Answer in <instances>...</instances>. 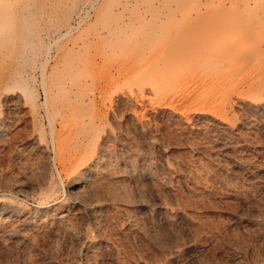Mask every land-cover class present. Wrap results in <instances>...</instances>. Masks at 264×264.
<instances>
[{"label": "rangeland", "instance_id": "rangeland-1", "mask_svg": "<svg viewBox=\"0 0 264 264\" xmlns=\"http://www.w3.org/2000/svg\"><path fill=\"white\" fill-rule=\"evenodd\" d=\"M125 1L0 0V27L17 29L0 41V76L10 74L23 93L0 132V198L26 211L57 204L66 213L62 222L45 219L22 249L0 242V264H264V113L237 106L240 76L227 74L203 89L187 88L181 78L136 74L140 66L187 63L174 42L183 43L194 22L167 18L166 10L191 17L206 10L207 0ZM71 82L79 96H98L107 115L96 131L107 145L117 147L111 134L119 129V142L139 146L153 171L138 182L119 180L128 192L122 204L92 174L103 202L94 213L83 209L88 193L71 188L51 144L59 120L48 109L71 93ZM121 89L143 106L114 101ZM150 107L156 111L143 127L125 114ZM202 108L215 117H198ZM245 113L256 124L243 120ZM34 139L49 151L34 150ZM49 184L56 192L42 200L38 193ZM139 200L149 208L136 207ZM21 216L0 224V233Z\"/></svg>", "mask_w": 264, "mask_h": 264}, {"label": "bare ground", "instance_id": "bare-ground-1", "mask_svg": "<svg viewBox=\"0 0 264 264\" xmlns=\"http://www.w3.org/2000/svg\"><path fill=\"white\" fill-rule=\"evenodd\" d=\"M141 1L145 0H126L122 5L126 6L129 2L139 4ZM148 1L153 2V0ZM209 1H206L205 11H199L191 17H187L182 10H179L178 16L177 14L171 16L175 10L172 8L166 10L167 18H176L175 20L184 24H187L189 19L194 22L195 28L187 34L184 42L181 44L174 42L176 50L182 51L187 63L174 66L159 64L140 66L136 74L141 78L164 76L162 80L166 81L181 78L182 82L188 85L187 88L194 86L203 89L220 77L230 73L238 74L243 88L236 101L237 106L245 109L246 112L255 111L257 115L262 114L264 113V0H230L228 5L219 0L213 4L214 6H211ZM231 7L235 10L229 11L228 8ZM16 35L15 26L0 27V41ZM116 44L119 48L125 47L119 42ZM132 67L119 70V73L125 74L131 71ZM9 75L0 76V132L8 121L9 111L16 110L21 105L23 96L16 86L10 84ZM158 81L160 82L159 79ZM75 84V82L69 84L71 93L61 104L53 105L51 110L48 109L49 117L52 120H59V126L53 128L51 144L59 165L67 174L71 188L81 193L83 186L84 191L88 193V198L82 203L83 209L94 213L101 209L103 202L95 193L96 186L92 174H95L98 185L104 187L114 201L122 204L128 192L119 187V180L128 178L138 182L141 176L144 179L151 177L153 171L150 163L141 155L139 146L125 147L123 142H119L122 134L119 129L114 130L111 135L117 146L114 148L121 146L120 152L107 145L103 135L96 131L99 121L103 120L107 112L98 107L99 98L95 94L87 97L79 96L75 92ZM187 88L183 93H189ZM45 93L44 104L48 105L51 100V88H46ZM114 101L143 106L142 100L131 96L124 89L119 90ZM111 102L113 104V100ZM88 108L94 113H89ZM154 111H156L155 107H150L144 110L143 108L127 110L125 114L136 121V127H143L149 123V112ZM214 113L213 110L207 111L203 108L196 111V115L200 118H213ZM242 118L247 123L256 124L248 113L242 114ZM32 143V148L36 151L43 153L49 151V145L39 139L32 140ZM20 152L22 153L23 150L20 149ZM144 165L147 168L146 173L143 172ZM49 188L39 191L42 200L54 196L56 192L54 187L49 184ZM135 206L149 208L144 200L135 201ZM13 214H22L21 219L13 228L5 227L2 230L0 242L5 246H16L18 249L26 245L31 232L39 228L45 219L51 218L58 223L66 218L65 211L57 204L42 205L33 211H26L25 207L13 199L6 196L0 198V224H5ZM67 233L76 235L71 230ZM191 248V241L186 242V249ZM174 258L171 255L169 260L173 261Z\"/></svg>", "mask_w": 264, "mask_h": 264}]
</instances>
